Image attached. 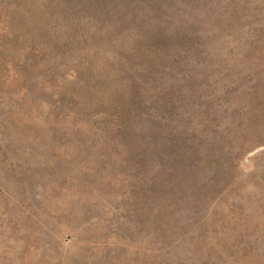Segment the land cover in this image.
Returning a JSON list of instances; mask_svg holds the SVG:
<instances>
[{
  "label": "rangeland",
  "instance_id": "374dc122",
  "mask_svg": "<svg viewBox=\"0 0 264 264\" xmlns=\"http://www.w3.org/2000/svg\"><path fill=\"white\" fill-rule=\"evenodd\" d=\"M0 264H264V0H0Z\"/></svg>",
  "mask_w": 264,
  "mask_h": 264
}]
</instances>
